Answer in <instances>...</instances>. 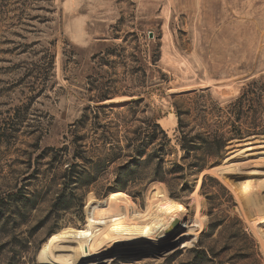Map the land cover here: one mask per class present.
<instances>
[{
    "label": "rangeland",
    "instance_id": "rangeland-1",
    "mask_svg": "<svg viewBox=\"0 0 264 264\" xmlns=\"http://www.w3.org/2000/svg\"><path fill=\"white\" fill-rule=\"evenodd\" d=\"M178 114L190 136L241 135L188 157ZM149 122L166 138L157 131L137 156L126 138ZM100 135L122 151L95 169L81 157L111 152ZM252 141L245 178L229 187L207 173ZM74 161L90 176L70 180ZM158 188L182 205L187 234L159 258L127 262L114 248L95 264H264L251 228L264 208V0H0V264H45L42 245L83 228L90 196L122 193L143 214Z\"/></svg>",
    "mask_w": 264,
    "mask_h": 264
},
{
    "label": "bare ground",
    "instance_id": "bare-ground-1",
    "mask_svg": "<svg viewBox=\"0 0 264 264\" xmlns=\"http://www.w3.org/2000/svg\"><path fill=\"white\" fill-rule=\"evenodd\" d=\"M255 143L256 141L249 142L245 148L237 149L229 157L224 156L220 164L207 173L231 187L234 180L245 178L244 175L252 172L248 167L250 158L256 155L252 153L258 148ZM237 185L241 186L240 195L246 197L250 185L243 181ZM149 195L154 205L143 214L136 212L129 198L122 193L111 192L100 201L90 196L86 208V224L83 228H65L50 236L40 249L39 260L45 264H95L107 260L106 257L99 259L104 250L114 248H121L116 252L115 258L126 259L127 262L136 260L137 256H164L174 245L177 246L189 228L179 221L184 213L181 204L165 197L161 188ZM193 198L195 218L201 225L204 220L202 221L203 217L199 213L198 186ZM174 221H178V226L171 228ZM251 228L264 248V208L251 221ZM131 245H140L141 248H129ZM144 251L146 253H140Z\"/></svg>",
    "mask_w": 264,
    "mask_h": 264
},
{
    "label": "trees",
    "instance_id": "trees-1",
    "mask_svg": "<svg viewBox=\"0 0 264 264\" xmlns=\"http://www.w3.org/2000/svg\"><path fill=\"white\" fill-rule=\"evenodd\" d=\"M99 110H103L102 108L96 109L94 111V120H98L99 119ZM88 115L85 114L83 115V117L81 118V120L79 121V123H77L75 125V129L78 127V124L81 125V127H84L85 122H87L88 120ZM98 122V121H97ZM178 125H179V129H180V133L182 134L181 139H180V144H181V149L182 151L187 154L188 157H190V155L195 153L196 150H199L202 148V150H206L209 147V150L212 148H215L214 144L217 143L218 145H216V147L221 148L224 139L227 138L228 136H239L241 135V129L240 128H233L232 131H230V133L228 134V136H224L222 133H218V131H215L213 133H210L209 131H205L204 134L203 133H198L196 134V136H190L189 133H185L182 130V119H181V114H178ZM101 128H103V126H100ZM254 129V128H253ZM160 131L162 133V131L159 128V125L156 123H152L149 122L147 123L146 129H145V133H136L134 132V137L127 140L126 141L129 143L126 145V148H129L131 145H137L136 147H134L135 152H137V156H140L141 153H139L142 148L147 147L148 145L154 143L157 140L156 137V132ZM163 134V133H162ZM164 138H166L165 134H163ZM114 137V136H112ZM142 137V138H141ZM187 137H189L188 140ZM110 137H105L103 138V135H100L98 137H95V141L98 143L100 142V146L101 147H105L106 143H109V147L111 152L102 154L103 157L97 159L96 161H93V159H85L81 157V160H83V162H85L86 164L91 165L93 168H98L101 165L107 166L108 164H111L113 162H115L116 160L119 159V157L121 156V151L122 148L120 147V141L116 138L115 140L113 139V141H108L107 140H112L109 139ZM82 140V139H79ZM104 140V141H103ZM218 141V142H217ZM76 141H73V144H76ZM200 147V148H197ZM205 147V148H204ZM197 148V149H194ZM114 149L118 150V154H114L113 151ZM142 155V154H141ZM80 156L78 155L76 158H79ZM127 158H129L130 156H126ZM77 160V159H76ZM131 161V160H130ZM129 162V161H127ZM79 165L77 163H72L70 164V166L68 167V169L65 171V175L70 179V180H74V176H76V178H81V179H86L87 176H90V174L87 173L86 170L83 171V173L81 175H79V172L76 171L75 175L73 170L75 168H77ZM195 167L198 170H201L205 167L204 163L201 165H188V168H193ZM175 168L177 169V173L181 172L183 170L182 166L176 165ZM93 176V175H91ZM92 181L95 179L93 177H91ZM78 180V179H77ZM121 190L124 189L123 186L120 187ZM111 193V192H110Z\"/></svg>",
    "mask_w": 264,
    "mask_h": 264
},
{
    "label": "water",
    "instance_id": "water-1",
    "mask_svg": "<svg viewBox=\"0 0 264 264\" xmlns=\"http://www.w3.org/2000/svg\"><path fill=\"white\" fill-rule=\"evenodd\" d=\"M220 162H221V161H220ZM220 162L215 163L214 165H211V167H209V168L207 169V171H209V170H211L212 168H214V167H216L217 165H219ZM177 226H178V221H174V222L172 223V225H171V228H176Z\"/></svg>",
    "mask_w": 264,
    "mask_h": 264
}]
</instances>
